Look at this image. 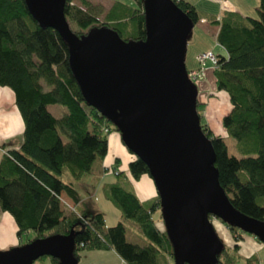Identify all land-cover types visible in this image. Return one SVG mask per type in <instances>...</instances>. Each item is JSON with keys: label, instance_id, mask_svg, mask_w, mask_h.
Wrapping results in <instances>:
<instances>
[{"label": "trees", "instance_id": "obj_1", "mask_svg": "<svg viewBox=\"0 0 264 264\" xmlns=\"http://www.w3.org/2000/svg\"><path fill=\"white\" fill-rule=\"evenodd\" d=\"M142 1L114 0L105 9L89 0H64L63 14L77 37L105 27L124 41H140L145 36ZM173 1L192 26L203 17L217 25L215 41L223 54H216L209 70L214 88L227 96L229 109L220 124L234 139L239 156L229 155L223 137L200 118L196 100L200 129L211 143L217 181L231 206L264 220V0L254 7L255 18L227 9L215 17L184 0ZM0 86L12 92L23 124L19 147L0 156V212L12 217L17 238L32 231L27 243L72 232L71 254L76 261L82 250H112L125 264H173L172 244L152 217L156 209L162 217L158 195L140 202L124 172L115 167L116 180L102 188L121 218L147 239L144 244L128 242L121 221L106 226L100 212L80 201L73 184L90 173L95 159L104 157L107 134L116 129L83 99L68 64L66 42L51 27L38 24L24 0H0ZM49 104H60L65 111L56 118L46 109ZM63 170L70 177L67 182L58 178ZM127 172L137 180L147 174V168L133 156ZM69 200L79 207L68 208L65 201ZM223 224L234 244L222 243L214 264H257L255 255L238 253L243 232ZM42 257L58 264L53 256Z\"/></svg>", "mask_w": 264, "mask_h": 264}, {"label": "water", "instance_id": "obj_2", "mask_svg": "<svg viewBox=\"0 0 264 264\" xmlns=\"http://www.w3.org/2000/svg\"><path fill=\"white\" fill-rule=\"evenodd\" d=\"M41 26L68 45V64L83 99L108 119L123 146L141 160L158 195L173 264H214L222 241L212 218L264 244V220L234 209L217 181L214 152L200 129L197 89L184 65L192 24L173 0H143L145 36L124 41L108 28L77 37L64 0H24ZM72 232L0 251V264H30L40 256L76 264Z\"/></svg>", "mask_w": 264, "mask_h": 264}, {"label": "crops", "instance_id": "obj_3", "mask_svg": "<svg viewBox=\"0 0 264 264\" xmlns=\"http://www.w3.org/2000/svg\"><path fill=\"white\" fill-rule=\"evenodd\" d=\"M184 1L190 3L192 6H194L197 10L201 11L202 13L206 15H213L215 17L219 16L221 11H223L224 9L237 11L242 14L244 12L247 13L250 10L249 8L245 7V5L242 6V5L234 3L233 0H184ZM254 1H257V0H254ZM240 6L243 7V10H242V7ZM198 22L204 25L203 27H205L203 32L201 31V36H202V39L205 41V45L197 51L198 52L205 51V50L213 51L215 50L214 48L217 47L218 49L216 48V51L215 52L213 51V52L215 54H223V50H221L220 47L215 44L216 43L215 35L217 32V25L210 23L208 20H206V17H203L202 22L201 21H198ZM209 37L214 40L213 46L207 45L208 40L211 41ZM207 68L208 69L211 68V65L209 63L207 64ZM205 76H207L206 73L203 77V80L208 84V88H210L211 90V85L214 86V80L212 81L209 76L207 78ZM212 95H214L215 97H212ZM215 98H216V94L213 91H210L209 96L205 99H202V101L200 100V98H198V96L196 99L197 102L200 104V106H202V107L199 106L200 118L207 124V126L212 131L213 129H212V125L210 124V117L212 113H214L215 110L213 109V107L210 108L209 105L213 103L212 100L215 101ZM202 111L205 113L204 115L202 114ZM22 129H23L22 120L14 105V98H13L12 92L7 87L0 86V156L6 150L17 149L19 147L21 140H22ZM131 159H132V155L123 146L120 140L119 134L113 130L109 131L107 134L106 153L104 157L100 159V167L102 171L104 172V176L113 175L115 177L114 172H113L114 167L118 171L124 172L126 179L128 181V185L131 187V189L135 193L138 200L140 202H146L154 198L157 195L155 191V187L147 174L141 175L139 179L137 180H133L130 178L127 172V164L129 163ZM115 180L116 178H114V180L110 178L108 179L107 182L110 183V182H114ZM73 187L77 191V194L81 202H83V199L90 198L89 192H92V193L94 192V187L92 185V181L90 180H80L78 182H75L73 184ZM83 187L86 190H84ZM80 192H85L86 195L81 196ZM65 205L68 208H72L74 203H72L69 200V201H65ZM74 206L79 207V203L75 204ZM4 214H8V213L0 212V233L2 232L1 223L3 222L4 217L5 219H7L6 216H4ZM10 219L12 223L14 224L11 216H10ZM154 220H155V226L161 231L164 230V225H163V222L161 221V218L155 217ZM213 225L215 229L218 230L219 233L221 234L222 243L231 247L234 244V241L232 240L228 232V229L224 226V224L223 223L221 224V222L215 221ZM14 227H15V236H16L15 224H14ZM240 238L241 239L237 243L238 248H239L238 253L240 255L246 257L251 254L253 255H255V253L258 254V252L260 251L259 249L261 248V244L258 243V240L256 238H254L253 236L251 237L245 236L243 235V233H240ZM103 251H109V253L111 254V258H112L111 264H125L114 251L112 250H103ZM81 257L79 256L77 260H81ZM81 264H84V263L82 262Z\"/></svg>", "mask_w": 264, "mask_h": 264}, {"label": "rangeland", "instance_id": "obj_4", "mask_svg": "<svg viewBox=\"0 0 264 264\" xmlns=\"http://www.w3.org/2000/svg\"><path fill=\"white\" fill-rule=\"evenodd\" d=\"M92 3L96 4H101L105 9L111 4L112 1L114 0H89ZM122 2H129L130 0H118ZM234 3L239 4V5H245V7L249 8L250 10L247 13H243V15L250 16V17H256V12L254 10V7L258 4V0H233ZM240 6V7H242ZM243 10V7H242ZM242 14V13H241ZM204 25L200 24L199 22H196L190 29L189 32L186 36V44L184 48V65L185 68L189 70H194L197 68L198 63L196 61V55L198 53L204 52H198L201 47L205 45V41L202 39L201 36V31L203 32ZM210 38V37H209ZM211 41L208 40V46H213L214 40L210 38ZM207 43V41H206ZM214 48V47H213ZM217 48V47H216ZM213 50L214 52L216 51ZM218 49V48H217ZM207 51V50H205ZM213 52V53H214ZM206 78L209 76L211 80L213 81V77L211 75L210 70L207 68L206 69ZM194 85L196 86L197 89V96L202 99H205L209 96L210 91H213L216 94L215 101L212 100V104L209 105L210 108L213 107L215 110L214 113H212L210 117V124L212 125L213 132L215 134H220L227 147V153L229 155H235L239 156L238 152L235 150V141L232 137H229L228 135L225 134L224 130L221 127L220 121L221 117L228 111L229 109V103L227 100V96L223 91H218L214 88L213 85H211V90L208 88V84L202 80V81H193ZM44 89H47V86H44ZM218 92V94L216 93ZM212 97H215L212 95ZM202 107V106H200ZM46 109L48 110L49 113H51L52 116L54 117H60L61 114L65 111V108L60 105V104H49L46 106ZM198 112L200 113V108L198 109ZM217 113V114H216ZM202 114L204 115L205 113L202 111ZM58 178H60L62 181L67 182L69 180V176L66 173L65 170L62 171L60 175H58ZM112 178L114 180V176H104V172L102 171L100 167V160L95 159L92 166L90 173H86L81 180H90L92 181V185L94 187V192H89L90 198L89 199H83L84 205L86 208L92 211H100L102 213L104 222L106 226H112L115 225L118 221H121L122 224L124 225L125 229V239L128 242L131 243H137V244H144L147 242V239L142 236L137 228L134 226V224L128 220H124L120 216V211L108 200L105 199L102 188L104 185H106L108 182V179ZM84 190H86L83 187ZM92 193V194H91ZM80 195H86L85 192H80ZM259 202V201H258ZM65 210L67 209L64 206ZM7 219H3V222L1 223L2 227V232L0 233V251L7 250L12 246L13 244H24L26 243L27 239H31L33 237L32 231H27L24 232L20 235L19 238L15 236V227L14 224L12 223L10 216L8 214H4ZM152 217L155 219V217L161 218L160 215V210L156 209ZM220 222L218 219L212 218V226L214 228V231L218 238L222 240L221 234L219 233L218 230L215 229L214 227V222ZM163 222V221H162ZM222 224V223H221ZM160 226V224H159ZM77 228L80 227V224L78 223L76 225ZM245 236L251 237L252 235L248 233H243ZM261 244V248L259 249L260 251L258 254L255 253V256L257 257V264H264V244L259 242ZM90 251V252H89ZM84 254V255H82ZM79 256L81 257V260H77L76 264H81L82 262L84 264H111L112 263V258L111 254L109 251H103V250H82L79 251L78 253V258ZM30 264H50V261L47 257H42L35 259L32 263Z\"/></svg>", "mask_w": 264, "mask_h": 264}, {"label": "built area", "instance_id": "obj_5", "mask_svg": "<svg viewBox=\"0 0 264 264\" xmlns=\"http://www.w3.org/2000/svg\"><path fill=\"white\" fill-rule=\"evenodd\" d=\"M196 61L198 63L197 68L187 72V76L191 81L201 80L204 77L206 63L209 62L211 65H214L216 63V57L211 50H208L197 54Z\"/></svg>", "mask_w": 264, "mask_h": 264}]
</instances>
